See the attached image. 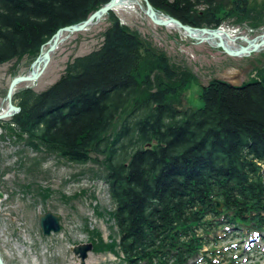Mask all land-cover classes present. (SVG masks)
Wrapping results in <instances>:
<instances>
[{"label": "trees", "instance_id": "trees-1", "mask_svg": "<svg viewBox=\"0 0 264 264\" xmlns=\"http://www.w3.org/2000/svg\"><path fill=\"white\" fill-rule=\"evenodd\" d=\"M108 1L0 0V64L36 58L59 28ZM149 1L192 26L264 25V0ZM105 16L98 48L68 61L46 89L14 91L19 111L0 122L6 135L100 167L94 177L106 183L112 208L104 212L115 229L104 240L94 227L89 241L97 252L118 246L122 264H193L225 226L232 237L264 232V72L241 85L212 78L201 107L178 108L194 72L113 11ZM49 190L39 191L43 200Z\"/></svg>", "mask_w": 264, "mask_h": 264}, {"label": "rangeland", "instance_id": "rangeland-1", "mask_svg": "<svg viewBox=\"0 0 264 264\" xmlns=\"http://www.w3.org/2000/svg\"><path fill=\"white\" fill-rule=\"evenodd\" d=\"M131 1L129 7L113 9L119 20L135 29L152 46L164 51L175 67L190 69L197 77L180 96L178 108L201 107V88L212 78L228 82L238 79L245 81L257 78L264 72V46L249 55H228L208 40H196L176 27L153 23L144 13V3ZM108 24L104 15L86 29L71 33L53 51L40 76L36 80L17 84L14 91L26 87L35 91L46 89L62 74L68 61L100 46L102 32ZM221 26L231 31V36H236V46L246 44L242 37L252 39L264 32V25L251 28L246 23L232 24L230 20ZM45 44L46 50L48 44ZM34 59L25 55L22 59L0 64V112L6 107V92L11 79L27 74ZM8 119L10 117L1 121ZM6 134L3 123L0 125V171H3L0 175V180H3V183L0 181V190L5 192V196L8 194L0 198V252L4 263L78 264L77 256L71 251L74 244L89 242L90 238L98 236L90 232L94 227L100 230L104 240L115 229L104 212L112 208L106 183L101 177H94L100 173V167L92 163H67L54 154L35 152ZM45 188L50 190L48 197L43 200L39 191ZM44 211L60 215V233L48 237L41 234L38 215ZM99 212L102 214L99 215ZM220 230L226 235H221L224 237L221 246L229 244L236 250L244 245L237 241L239 238H230V233L224 228ZM263 250L261 246L251 252L248 264L264 262ZM113 251L97 252L92 249L85 262L122 264L116 258V249ZM33 256H36L34 261Z\"/></svg>", "mask_w": 264, "mask_h": 264}, {"label": "water", "instance_id": "water-1", "mask_svg": "<svg viewBox=\"0 0 264 264\" xmlns=\"http://www.w3.org/2000/svg\"><path fill=\"white\" fill-rule=\"evenodd\" d=\"M119 0H109L103 6L99 7L97 10L92 12L85 20L64 26L59 28L52 37L47 40L48 47L45 51L41 52L36 56V58L31 63V70L27 74H20L13 77L8 85L6 92V107L0 112V120L9 118L19 111V107L13 103V92L17 84L24 81L36 80L43 70L47 67L51 54L57 48L60 42L67 38L71 33L82 31L89 27L90 25L98 22L102 16L106 15L110 11H113L114 7L118 4ZM137 2L142 1L144 3L143 10L144 13L151 19V21L157 25H172L180 30H182L187 36L194 38L196 40H208L210 36L216 37L217 41L215 45L221 48L225 53L231 56H241L249 55L254 51L260 50L264 46V32L260 35L248 39L242 37L246 41L245 45H238L237 47L230 46L226 41L219 35L218 28L211 27H197L189 24H185L179 19L171 16L169 14H164L155 9V7L150 3L149 0H135ZM198 33V34H196ZM203 34L206 35L202 36ZM42 62L41 68L39 70L34 69L35 64ZM244 80L229 81L233 85H241ZM0 193V197H1ZM222 204L217 202V209L221 210ZM60 215L51 211H44L38 215V226L44 237H48L51 234H57L61 231L60 226ZM92 242H81L72 246L71 251L78 258V264H86L85 259L87 258L88 252L92 251ZM0 264H5L0 252Z\"/></svg>", "mask_w": 264, "mask_h": 264}, {"label": "bare ground", "instance_id": "bare-ground-1", "mask_svg": "<svg viewBox=\"0 0 264 264\" xmlns=\"http://www.w3.org/2000/svg\"><path fill=\"white\" fill-rule=\"evenodd\" d=\"M131 3H132L131 0H119L118 4L114 7V9H116V8L118 9L121 7H129L131 5ZM167 26L172 27V25H167ZM230 32L231 31L227 30L226 28H224L222 26L218 28L219 35L226 41L227 44L234 47V46H236V44H235L236 36H231ZM196 34H198V33H196ZM202 36L206 37L205 34H203ZM208 41H210L211 43H215L217 41V38L210 36ZM43 51H45V50H43V48H42L41 52H43ZM41 65H42V62H39V63L35 64V66L33 68L36 70H39L41 68ZM34 260H36V256H33V261Z\"/></svg>", "mask_w": 264, "mask_h": 264}, {"label": "flooded vegetation", "instance_id": "flooded-vegetation-1", "mask_svg": "<svg viewBox=\"0 0 264 264\" xmlns=\"http://www.w3.org/2000/svg\"><path fill=\"white\" fill-rule=\"evenodd\" d=\"M2 172H3V171H0V175H1ZM2 177H3V176H2ZM0 178H1V176H0ZM0 181H2L1 183H3V180H0ZM0 193L2 194V195H1L2 198H3V197L5 198V197L8 196V194L5 196V192L2 191V190H0ZM1 197H0V198H1Z\"/></svg>", "mask_w": 264, "mask_h": 264}]
</instances>
